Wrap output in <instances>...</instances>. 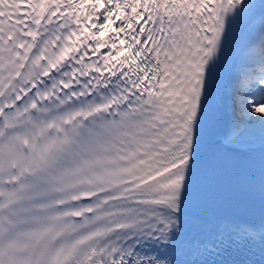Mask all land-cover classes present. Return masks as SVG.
<instances>
[{
    "label": "snow or ice",
    "instance_id": "snow-or-ice-1",
    "mask_svg": "<svg viewBox=\"0 0 264 264\" xmlns=\"http://www.w3.org/2000/svg\"><path fill=\"white\" fill-rule=\"evenodd\" d=\"M257 15L226 146L264 130V0H0V264H178L218 69ZM258 175L264 204V152ZM232 232L264 264V224Z\"/></svg>",
    "mask_w": 264,
    "mask_h": 264
},
{
    "label": "bare ground",
    "instance_id": "bare-ground-1",
    "mask_svg": "<svg viewBox=\"0 0 264 264\" xmlns=\"http://www.w3.org/2000/svg\"><path fill=\"white\" fill-rule=\"evenodd\" d=\"M255 131H261L264 133V130H262L261 128V125H259L258 123L257 124H253V125H250L246 132L243 134L242 138L243 140H247L249 138H254L255 137Z\"/></svg>",
    "mask_w": 264,
    "mask_h": 264
}]
</instances>
